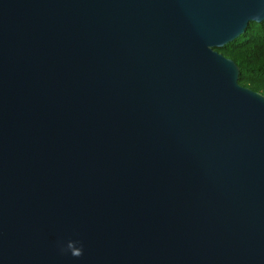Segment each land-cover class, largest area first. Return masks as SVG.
Returning a JSON list of instances; mask_svg holds the SVG:
<instances>
[{"label":"water","instance_id":"1","mask_svg":"<svg viewBox=\"0 0 264 264\" xmlns=\"http://www.w3.org/2000/svg\"><path fill=\"white\" fill-rule=\"evenodd\" d=\"M252 21L264 0H0V264H264V94L219 50Z\"/></svg>","mask_w":264,"mask_h":264},{"label":"trees","instance_id":"2","mask_svg":"<svg viewBox=\"0 0 264 264\" xmlns=\"http://www.w3.org/2000/svg\"><path fill=\"white\" fill-rule=\"evenodd\" d=\"M240 67L241 84L264 94V21H252L244 34L219 48Z\"/></svg>","mask_w":264,"mask_h":264},{"label":"clouds","instance_id":"3","mask_svg":"<svg viewBox=\"0 0 264 264\" xmlns=\"http://www.w3.org/2000/svg\"><path fill=\"white\" fill-rule=\"evenodd\" d=\"M77 243L78 242H75V241H69L67 243V247L65 248L61 246L60 250L62 253L70 252L73 257L79 258L83 255V246L81 245L80 247H77L76 246Z\"/></svg>","mask_w":264,"mask_h":264}]
</instances>
